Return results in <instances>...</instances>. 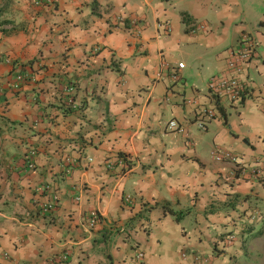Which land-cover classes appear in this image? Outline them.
<instances>
[{"label": "crops", "instance_id": "1", "mask_svg": "<svg viewBox=\"0 0 264 264\" xmlns=\"http://www.w3.org/2000/svg\"><path fill=\"white\" fill-rule=\"evenodd\" d=\"M233 2L0 0V264H264V12L248 31ZM241 33L244 95L214 103L207 80ZM217 148L261 180L229 178Z\"/></svg>", "mask_w": 264, "mask_h": 264}, {"label": "built area", "instance_id": "2", "mask_svg": "<svg viewBox=\"0 0 264 264\" xmlns=\"http://www.w3.org/2000/svg\"><path fill=\"white\" fill-rule=\"evenodd\" d=\"M56 0H31V3L33 5H44V4H52ZM124 19L122 17H115L113 19V24H118L122 22ZM130 26L133 28L132 34L136 37L138 36L142 29L143 24L141 22L132 21L130 22ZM158 28H160L162 31L168 33L170 31L169 26L161 23L158 25ZM205 27L202 24H198L193 26L190 29V33L194 34L196 32L204 31ZM254 41L250 36H248L245 33H241L237 43L234 47H232L225 58L224 61V71L218 75L211 76L206 83V91L208 96L214 101V103L218 102L220 104V101H225L226 103L230 104H236L239 103L242 99L244 92H245V85L242 80H240L239 76L242 74V71L247 64L248 60L252 56V53L254 51ZM183 67L182 63H178L176 65V69H181ZM22 79V76L20 74L15 75V80L19 81ZM73 88L72 87H66L65 93L68 98H66L65 103L68 105H71V99L69 96L72 94ZM188 103H191L192 105H195L194 100H189ZM262 111H264V107H262ZM198 118L196 119V126L198 129L203 130L205 128V123L214 118V115L212 113L211 109H202L197 112ZM166 128L171 131H176L177 133H183V128L181 126H178L174 121H169L166 124ZM33 156L32 152L28 153L27 161H26V167L28 169H31L32 166V159ZM211 158L214 162L221 163L226 162L233 165V169L230 172L229 178H240V179H251L255 181L261 180L262 165L258 164L254 167H244L241 163H239L236 160V157L225 150L222 149H213L210 153ZM119 165H124L122 159H119L118 161ZM107 169L112 168V163L106 164ZM73 200L78 201L79 200V194L76 193L73 195ZM125 201L129 202V199L126 197L124 199ZM50 206L44 207V211H49ZM86 220V226L87 228H93L98 223V214L95 211H89L85 217ZM256 220V213L253 212L249 214L248 221L253 222ZM233 235H227L225 237V240L223 242L230 243L233 240ZM142 259L141 253H136L134 255V260L136 262L140 261Z\"/></svg>", "mask_w": 264, "mask_h": 264}, {"label": "rangeland", "instance_id": "3", "mask_svg": "<svg viewBox=\"0 0 264 264\" xmlns=\"http://www.w3.org/2000/svg\"><path fill=\"white\" fill-rule=\"evenodd\" d=\"M231 8H233L234 13L239 14L242 11L246 13L247 19L245 21V25L247 26L248 31H252L251 26H253L254 22H256L255 16L259 15V13L264 12V3L263 0H235V2L232 3ZM238 22L239 21H236L237 24ZM200 83L201 84H198V88L202 92V90H204V87L202 82Z\"/></svg>", "mask_w": 264, "mask_h": 264}, {"label": "trees", "instance_id": "4", "mask_svg": "<svg viewBox=\"0 0 264 264\" xmlns=\"http://www.w3.org/2000/svg\"><path fill=\"white\" fill-rule=\"evenodd\" d=\"M30 63H31V62H30ZM71 102H72V99H71ZM61 107H63V108H62V112H63V113H65V112L68 111V110L73 111L72 109H70V106H69L68 104H66V103L61 104ZM80 108H81V106L78 105V106H77V109H80ZM84 144H85L84 142H81V147H83ZM80 149H81V148H80ZM80 149H79V150H80ZM116 157L118 158V160H119V159H122V161H123V164H124V165H123L122 168H121V172H123L126 168H128V162L125 160V157H124L123 155H121V154H117ZM163 207H164V206H163ZM164 210H165V212L174 215V212H172L170 209H166V208L164 207Z\"/></svg>", "mask_w": 264, "mask_h": 264}]
</instances>
